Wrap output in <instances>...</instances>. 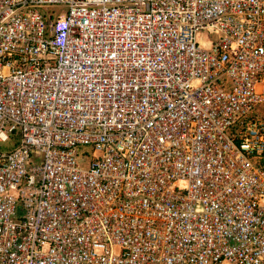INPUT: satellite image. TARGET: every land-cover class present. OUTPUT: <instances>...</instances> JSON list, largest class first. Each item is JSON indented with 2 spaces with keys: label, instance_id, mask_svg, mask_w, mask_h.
<instances>
[{
  "label": "built area",
  "instance_id": "1",
  "mask_svg": "<svg viewBox=\"0 0 264 264\" xmlns=\"http://www.w3.org/2000/svg\"><path fill=\"white\" fill-rule=\"evenodd\" d=\"M8 140L0 264H264V0H0Z\"/></svg>",
  "mask_w": 264,
  "mask_h": 264
},
{
  "label": "rangeland",
  "instance_id": "2",
  "mask_svg": "<svg viewBox=\"0 0 264 264\" xmlns=\"http://www.w3.org/2000/svg\"><path fill=\"white\" fill-rule=\"evenodd\" d=\"M217 35L216 34H213V33H200L198 32L197 33V39L198 41H200V43L204 44L205 40L207 38H216ZM11 146V140H8L6 142H3V141H0V148H9ZM82 166L86 167V164L85 163H82Z\"/></svg>",
  "mask_w": 264,
  "mask_h": 264
}]
</instances>
